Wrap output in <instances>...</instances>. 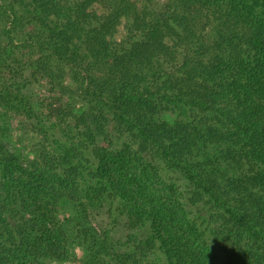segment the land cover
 <instances>
[{
    "label": "trees",
    "instance_id": "obj_1",
    "mask_svg": "<svg viewBox=\"0 0 264 264\" xmlns=\"http://www.w3.org/2000/svg\"><path fill=\"white\" fill-rule=\"evenodd\" d=\"M15 1L27 16L0 0L1 118L46 140L25 157L0 124V264L72 246L80 264H215L216 243L264 264V15L245 9L264 0Z\"/></svg>",
    "mask_w": 264,
    "mask_h": 264
},
{
    "label": "rangeland",
    "instance_id": "obj_2",
    "mask_svg": "<svg viewBox=\"0 0 264 264\" xmlns=\"http://www.w3.org/2000/svg\"><path fill=\"white\" fill-rule=\"evenodd\" d=\"M9 2L12 1L11 3L6 2L8 7L12 6V4H14L13 6L15 7V9L17 10V12L19 14H23V15H28L27 10L24 9L23 7L19 6V3L16 4L15 0H8ZM18 2V1H17ZM251 4L254 5L253 8H245L246 12H248L249 14L255 15L256 17H263L264 15V4H261L260 2H257L256 5L254 4V2H250ZM33 31H37V29L32 28ZM32 30H28V31H32ZM20 31V30H19ZM19 31L17 30V33H19ZM17 38H15L16 40V44L19 43L20 41H22L23 39L19 36V34H17ZM245 49V48H243ZM13 52H15L16 56H18L19 58H22L24 56L23 53H25L24 48L20 47L18 44V48L14 45V49ZM67 83H70L71 81L69 79H66ZM32 99L33 102L36 106H39L41 100L44 99L45 95H46V85L42 84L41 82H37L34 85H32ZM76 111H83L85 106L83 103L77 102L76 104ZM11 114L13 113V110L10 112ZM17 113V112H16ZM1 114L0 113V124L5 128V133L7 131V134L4 136V138L8 136V139H6V144H8L11 148H13L14 150H18L19 153H21L22 155H24L25 157H32V154H30L27 151V147L30 146V143H44L43 141H45V137L43 135H40L39 139L37 141L34 142H30V136L29 134H24V132H28L29 130L25 129V127H27L26 125H29L27 123H29L28 121L25 120V118L23 117H16L18 119H14V118H7L6 120H3L1 118ZM198 113L196 112V114L194 115V117L197 115ZM16 127L19 130H15ZM11 130H15V133L11 134ZM10 131V133H8ZM4 133V132H3ZM62 133H64L62 131V129L60 128H52L51 130H49V135H48V142H57L58 139L65 141ZM65 134V133H64ZM31 136H33L32 133H30ZM35 136V135H34ZM128 139L131 140V137L128 136ZM40 141V142H39ZM5 143V142H4ZM85 156L89 157L91 156L90 151H86L85 152ZM90 159V158H89ZM90 162V166L92 165L93 160L91 161L88 160ZM87 171V170H86ZM172 180L174 181L176 178H178L177 175L172 174L171 175ZM177 184L179 185L178 187L181 188V190L183 191H188V187H186V189H184V187H182V185L184 186L185 183L182 181L181 183L177 182ZM189 193V191H188ZM202 205H200L199 207L201 208ZM207 208V207H206ZM213 214V217H211L213 219V223L219 225H223V219L221 217L217 218V214L212 213L211 210H209V208H207V212H206V218H208L210 215ZM76 246H72L70 248V253H69V258L64 261V262H56V263H51V264H80L79 259L80 257H82L83 255V251L78 248L76 250ZM77 251V253L75 254V252ZM214 254L216 257L215 260V264H234V260L233 257H231L232 252L229 250V246L226 245L222 246L220 243H216L215 244V248H214ZM165 258L160 254V253H156L152 256V263L153 264H165ZM163 262V263H161Z\"/></svg>",
    "mask_w": 264,
    "mask_h": 264
}]
</instances>
